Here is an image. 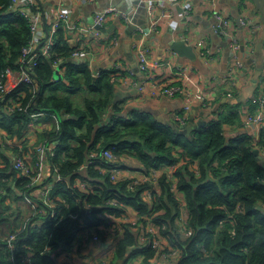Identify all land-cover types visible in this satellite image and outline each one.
<instances>
[{
  "label": "trees",
  "instance_id": "trees-1",
  "mask_svg": "<svg viewBox=\"0 0 264 264\" xmlns=\"http://www.w3.org/2000/svg\"><path fill=\"white\" fill-rule=\"evenodd\" d=\"M11 3L0 0V71L26 65L21 61L22 50L32 36L28 20L8 10ZM76 48L60 28L53 54L39 52L36 57L33 76L37 83L23 81L12 93L30 111L43 112L41 119L57 115L59 127L39 133V140L54 142L55 153L50 158L61 179L50 191L58 202L54 216L50 214L54 209L42 201L39 204L47 213L41 214L28 201L29 196L34 198L30 179L19 176L8 159L0 167V264H60L58 255L67 252L70 256L83 230H91L92 237L99 232L105 243L107 233L101 225L116 234L123 230L107 264H264V126L257 139L248 132L228 139L226 124L237 119L242 123L237 106L234 112H220L218 118L208 119L191 133L179 132L141 105L127 107L130 97L117 98L118 78L128 70L118 74L111 68L96 73L89 64L74 60ZM59 56L64 57L63 76L55 79L54 60ZM257 106L255 100L249 108L254 111ZM29 118V111H0V126L21 139ZM109 148L119 159L103 158L107 168L121 164L122 156L134 157L144 171L184 161L177 177L189 206L188 225L193 233H182L176 219L180 202L164 176L159 179L161 193L156 195L150 215L153 222L164 226L161 230L169 245L181 249L178 259L153 262L155 248L139 241L131 223L114 226L112 217L124 216L127 207L141 216L150 211L143 193L151 184L144 182L130 190L128 178L113 181L109 170L89 163L92 152L102 157ZM78 177L85 178V191L74 185ZM7 197L16 205L7 202ZM113 199L117 202L111 203ZM140 219L138 225L143 222ZM26 221L30 227L22 229ZM12 233H16L13 249L8 246Z\"/></svg>",
  "mask_w": 264,
  "mask_h": 264
},
{
  "label": "crops",
  "instance_id": "crops-1",
  "mask_svg": "<svg viewBox=\"0 0 264 264\" xmlns=\"http://www.w3.org/2000/svg\"><path fill=\"white\" fill-rule=\"evenodd\" d=\"M112 1L95 0L93 3L75 5L72 21L63 27L72 47H85V54L74 59L75 61L89 64L96 73L101 69H111L121 65L125 68L129 67L134 74L128 72L126 76L118 78L119 94L122 97H130L127 107L141 105L155 116H161L174 124L177 123L175 115L183 111V99L181 96L169 97L160 94L159 83L162 79L183 82L181 72L188 69L189 76L194 78L207 93L216 114L219 115L223 111L234 112L239 106L242 123L237 119L226 124L225 134L228 139L239 132H248L255 139L259 137V129L256 126L246 125L243 121L244 114H242V110L245 111L250 104L255 103L258 86L264 83V21L262 12L257 8L254 0L247 2L243 0H182L180 4L182 9L183 4L190 3L191 11L187 15H183L179 11L181 8L177 6L174 10L168 11L173 3L172 0H151L152 10L149 7V0H138L135 1L137 10L131 21L133 25L111 20L107 26L100 28L99 35L93 36L87 28L88 23L92 21L93 11ZM124 3L119 5L124 6ZM55 4V1L47 2L45 8L50 11ZM216 10L229 19V24L224 29L230 30L239 40L241 45L238 49H234L226 38L215 32ZM79 16L85 17V29L74 26ZM245 18L251 19L252 22L243 23L242 20ZM113 24L115 26L112 27ZM153 26L156 29L149 31L147 35L140 31V28L146 27L150 30ZM114 36L119 37V44L110 48L109 43ZM176 40H186L187 45H192L197 57L192 59L175 50L173 42ZM200 41H205L211 48L212 55L209 58H202L199 54L200 49L197 45ZM135 43L150 48L149 56L155 63L150 78L142 73L138 66V46H135ZM235 55L243 60V65L237 66V72L231 77L230 71ZM58 70L56 69L57 73L55 71V79L56 74L63 76V67ZM205 112L200 104L191 106L189 115L190 117L194 115L195 127L198 126L196 123L200 119L208 121ZM57 124L56 117L46 115L36 126V133L40 137L45 130L53 129ZM120 162L125 166L126 176L139 174L141 164L134 157L122 156ZM177 197L186 199L184 191L179 192ZM140 216L139 211L133 208L129 214V220L137 227ZM100 228L104 230L107 227L101 225ZM91 233V230L81 231L72 247L71 255H67V252L61 253L57 257L58 263L103 264L102 262L107 263L111 260L105 258L107 248L115 247L120 237L113 242L115 238L107 239L106 235L105 243L100 242V246L95 243L93 248V243L99 240H94ZM101 246L103 247L101 253H97ZM113 252L114 249L111 254ZM103 255L104 257L98 260L97 257Z\"/></svg>",
  "mask_w": 264,
  "mask_h": 264
},
{
  "label": "built area",
  "instance_id": "built-area-1",
  "mask_svg": "<svg viewBox=\"0 0 264 264\" xmlns=\"http://www.w3.org/2000/svg\"><path fill=\"white\" fill-rule=\"evenodd\" d=\"M55 1L56 4L51 7L50 11L45 8L47 2ZM248 0H243L247 2ZM95 0H12L9 6V11L12 13H17L23 15L29 22L31 29V39L28 44L23 47L21 61L26 63L22 65L20 70L14 69L11 66L0 71V111L6 114H12L16 111H29L30 118L26 129L23 131V138L14 137L10 132H8L3 126H0V167L7 165V159L10 160V166L16 169L18 175L21 177L29 178L28 186L32 188V195L28 197V201L33 203L35 212L41 214L47 213V209H44L39 204L42 201L47 204L50 208L54 209L58 202L53 196H51L50 191L53 189L54 182H57L61 177L56 173L58 167L51 163V156L55 153V144L53 141H48L45 139L41 144H36L39 136L36 133V126L41 122V117L45 115L43 112L32 110L30 107L25 105L21 100V97L12 96V93L17 89L21 82L37 83L33 76L34 66L36 65V57H38L39 52L44 55L53 54V48L56 43L58 31L60 28L68 25L72 20L73 9L75 5H82L85 3H93ZM172 4L168 11L174 10L176 6L180 7L182 0H172ZM179 11L183 15H187L191 11L190 3H185L182 5ZM149 7L152 10V1L149 0ZM137 10V4L133 0H125L124 6H120L115 3H109L108 5L95 9L92 14V21L88 23V30L93 36L100 34V28L107 26L111 20H119L123 24H132L133 15ZM176 12V11H175ZM215 16L217 18V23L214 25L215 32H218L222 37L226 38L234 49L240 47L239 40L231 33L230 30H225L229 24V19L225 17L219 10L215 11ZM245 24H250L251 19L245 18L242 20ZM75 27L80 29H85V17L79 16L74 23ZM156 27L140 28V31L147 35L149 31L155 30ZM113 38V37H112ZM119 44V37L114 36L112 42L110 41L109 47L117 46ZM138 57V66L142 73L147 77H151L152 68L155 63L150 59L149 53L150 48L144 47L142 44L135 43ZM199 47V54L202 58H209L212 55L211 48L205 43V41H200L197 45ZM252 49V47H251ZM85 54V47L80 46L73 51L72 57L76 59L77 57H82ZM232 61L230 76L233 77L237 72V66L243 65V60L237 58ZM64 61L63 56H59L54 60V66L57 69L58 66ZM118 74L121 71L128 70L130 74H134V71L129 67L125 68L115 67ZM183 74V82L179 80L168 81L167 79H162L159 83V93L167 95L169 97L181 96L183 99L181 113L175 115V120L177 126L185 127L190 121V110L193 104H200L205 109V116L210 118H218V114L215 113L212 107L211 101L207 96L205 90L200 86V84L189 76V70L185 69L181 72ZM122 77V76H121ZM119 77V79H121ZM36 90L38 86H35ZM258 103L256 110H250L247 108L245 111L242 110L244 114L243 121L246 125L256 126L259 131L264 126V83L258 86V94L255 97ZM53 117L57 118L58 124L55 128L59 127V119L56 114ZM26 145L27 150L24 149ZM17 148V149H15ZM264 154V150H261ZM103 158L111 161H116L119 159L118 155L113 151L112 148L104 150L102 157H98L97 152H92L89 157V163H96V166L104 171L109 170L111 178L113 181L120 180L122 178H128V188L130 190L137 188L141 183L148 182L151 187L144 191V198L151 204L150 211L145 213L140 218L143 222L136 224L134 226L129 220V214L133 208L127 207V212L122 217H113L114 220H123L127 223L133 225V229L138 232L139 241L141 243L147 242L153 245L155 248V256L153 257V262L164 263L167 261L176 260L181 255V249L178 247H173L169 245L167 235L163 234L161 230L164 226L153 222L150 218L153 203L156 199V195L161 193V184H159V179L164 176L165 181L170 184L171 190L174 192L176 198L180 202V213L177 216V223L183 234L190 236L193 233V228L188 225L189 221V206L186 199H179L177 194L182 191L179 178L177 177V169L180 164L184 163L182 161L178 164H166L159 168H152L149 171L142 170L140 167L139 174L136 176H126L124 173L125 166L122 164H116L113 167L107 168L103 164ZM193 169V166H189ZM198 172V170H197ZM8 177H3V181H8ZM49 179H53V183L49 182ZM80 190L85 191L86 182L85 178L78 177L75 184ZM4 194H7L6 189L1 190ZM30 194V192H28ZM38 199V200H37ZM7 202H11L13 206L16 203L12 202L11 197H7ZM111 203H116L117 200H110ZM54 210L50 211V214L54 216ZM10 213V212H9ZM139 218V219H140ZM140 219V220H141ZM145 221V222H144ZM124 222V223H125ZM29 222L26 221L22 229L29 228ZM16 237V233L10 234L8 237V246L13 249V241ZM94 240H100V235L94 233Z\"/></svg>",
  "mask_w": 264,
  "mask_h": 264
},
{
  "label": "water",
  "instance_id": "water-1",
  "mask_svg": "<svg viewBox=\"0 0 264 264\" xmlns=\"http://www.w3.org/2000/svg\"><path fill=\"white\" fill-rule=\"evenodd\" d=\"M135 1H138V0H133V2H135ZM124 2H125V0H113L112 1V3L118 4V5L119 4L121 5ZM254 2L256 4L257 8L259 10H261V12H262V19L264 21V0H254ZM130 25H133V24H130ZM113 26H115V24H113L112 27ZM186 43H187L186 40H176V41L173 42V48L175 50H177L178 52H180L181 54L186 55V56H188V57H190L192 59H195L197 57L196 52L193 50L192 45H187ZM63 65H64V63H61L58 66L57 69L60 70L63 67ZM56 73H57V71H56ZM56 76H57L56 79H60L59 78L60 76H58V74H56ZM120 96H121V94L118 95L117 98H119ZM156 117L158 119L162 120V121H165L168 124H172L177 129V131H179V132L191 133V131H193V129H195V124L193 122L194 121V115L191 116L190 123L188 124V126H185V127L177 126L176 123L174 124V122L165 120L161 116H156ZM206 122H207V119H200V120L197 121L196 124L198 126H202ZM254 152L256 153V155H258L259 158H261L259 148H255Z\"/></svg>",
  "mask_w": 264,
  "mask_h": 264
},
{
  "label": "rangeland",
  "instance_id": "rangeland-1",
  "mask_svg": "<svg viewBox=\"0 0 264 264\" xmlns=\"http://www.w3.org/2000/svg\"><path fill=\"white\" fill-rule=\"evenodd\" d=\"M120 26L122 27V24H120ZM198 47V46H197ZM199 48V47H198ZM54 129V128H53ZM42 143V141L41 140H38L37 142H36V144H41ZM19 205V204H18ZM132 211V210H131ZM112 222H116V224L114 225V226H119V224H121L122 222H125V221H123V220H119L118 219V221H116V220H114V218L112 217ZM118 223V224H117ZM125 223H127V222H125ZM105 230V232L107 233V239H111V238H115V240L113 241V242H115L116 241V239L118 238V237H121L122 236V231H120V234H118V236H117V234H115V232L113 231V229L111 230V228H105L104 229ZM100 235V240L99 241H96V242H94L93 243V248H94V245H95V243H98L99 245L98 246H100V242H103V236H102V234H99ZM116 244L117 243H115V247H116ZM115 247L113 246V247H111L110 249L109 248H107L108 249V251H107V253H106V256H105V258L106 259H111V257H113L112 256V254L114 255V252L111 254V251H113V249L115 250ZM102 246L101 247H99L98 248V250H97V253H101V250H102ZM111 250V251H110ZM97 253H95V254H97ZM104 257V255L102 256V257H97L98 258V260H101L102 258ZM110 261V260H109ZM108 261V262H109ZM107 262V263H108ZM103 264H107L106 262H102Z\"/></svg>",
  "mask_w": 264,
  "mask_h": 264
}]
</instances>
